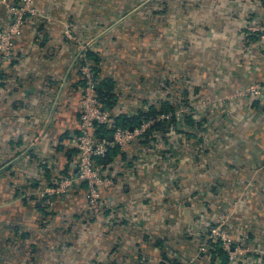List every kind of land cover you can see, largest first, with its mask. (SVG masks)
<instances>
[{"label":"crops","instance_id":"1","mask_svg":"<svg viewBox=\"0 0 264 264\" xmlns=\"http://www.w3.org/2000/svg\"><path fill=\"white\" fill-rule=\"evenodd\" d=\"M92 1L37 0L43 13L27 18L16 38V57L9 62L0 57V264H168L170 259L204 264L198 250L199 228L194 236H186L189 224L176 216L191 203L190 196L167 188L154 191L158 172L150 171L146 181L130 150L120 165L130 169L118 171V185L105 195L113 206L121 207L122 214H134L136 221L134 217L131 223L116 225L89 222L84 186L50 196L55 201L51 212L44 204L43 188L53 186L63 172L77 171V150L70 141L78 133L82 81L78 47L68 38L65 22L67 14L71 32L81 39L99 33L97 26L110 15L92 13L85 7ZM95 1L98 5L115 2ZM63 3L70 6L65 13L58 7ZM182 5L181 12L173 3L167 14L162 47L156 41V47L148 50L165 54L170 80L180 76L172 70L178 61L183 91L198 86L199 98L218 100L214 110L217 124L226 126L221 138L227 158L219 157L216 167L222 172L212 174V179L227 186L215 192L231 201L239 197L235 231L246 238L238 234V240H247L257 249L238 264H264V91L260 99H229L245 87L264 82V42L249 29L264 22V0H182ZM74 8L79 16L75 22ZM7 24L0 4V26ZM110 51L117 52L99 50L100 72L116 81L118 111H132L135 84L128 83L127 77L138 65L127 57L124 64L111 68ZM151 59L144 63L152 64L147 75L152 88H157L163 67L160 58ZM174 88L171 84L168 90Z\"/></svg>","mask_w":264,"mask_h":264},{"label":"built area","instance_id":"2","mask_svg":"<svg viewBox=\"0 0 264 264\" xmlns=\"http://www.w3.org/2000/svg\"><path fill=\"white\" fill-rule=\"evenodd\" d=\"M0 4L6 11L9 21V24H7L6 26H0V57L4 61L9 62L10 60H12V58L16 57V38L19 37V35L22 33V29L26 23L27 18L32 16H39L40 8L37 4V0H19L18 2L15 0H0ZM119 20L121 21L122 19ZM118 23L119 22H115V24ZM123 27L124 28L121 29V32L129 28L126 26ZM66 28L70 30L67 33L68 38L70 40H74L75 44L78 47L76 62L78 63L82 61L80 65L78 63L81 80L83 81L80 90V116L78 121L79 132L75 134V136H72L70 141V147L77 150V171L76 173H74V171L71 170L66 174H62L57 184L53 186L47 185L45 188H43L41 195L48 198L54 195H65L74 188L78 187L79 184L85 182L87 183L85 195L89 206L88 216L94 217L99 223L104 224L103 218L106 215V210L113 209L115 207L112 204V200L106 197L105 192L107 189L115 188L118 185V182L120 180L118 171H121L123 169H130L128 168V166L126 168L124 166H120L121 164H123L124 160L122 154L118 155V157L114 161H111L107 166L98 162L99 159L106 157L109 148L114 146H119L123 151L130 150L136 155V157L138 158L137 164H140V166L137 167L138 171L141 172V170H143V172L146 174V181H148L150 178V171L158 172L156 174L161 177H163L164 175L168 176L169 172H171L172 174L169 176H172L177 180V186H175V188L172 190L176 191V193L180 192L178 191L180 184L182 183L184 185V183L177 173V167H182V165L184 166L185 161H189L192 156L191 153L189 154V157L187 156L185 158L184 156H181V154H184L183 152L186 148L187 150L191 149L188 148L189 143H194L195 141H197V138H192L190 139V142H188L186 135L177 133L176 131L172 130L169 133H163L165 136H167L165 143H163L162 140L160 141V138H157L156 140L151 141V143L149 144L151 146H148L144 143L142 144L141 140L146 136V133L154 123L155 118L145 120L138 126H115V115L110 110L103 107V104L101 103L100 98L97 94L96 89L100 79L99 77H97V73L93 68V62L86 58L87 53L90 49L99 52V50H103L104 47L108 49L112 48L113 50H117V52L114 53L110 51L109 55H104L108 56V61L110 60L113 62V65L111 67L113 68L115 64L117 66L122 65V62L124 64L127 57H130L131 64H134L135 66L138 65L137 69L131 72V74H129L127 77V82L131 84L135 83V77H137V73H139L137 71L140 70L139 65L141 63H144L145 61L143 56L145 54L143 52H140L139 48H134L132 45H125L124 40H127L126 38L124 39L122 37H119L118 34L111 35L109 32H107L112 30H103L88 39H81L75 36L73 32H71L70 25H67ZM249 29L251 32H253V34H257L259 38L264 42V22L259 25H251ZM114 45L122 49L114 48ZM143 49L147 50V53H151L149 59H151L153 55V59H151V61L155 58L159 59V53H157V51H148L149 48ZM143 71L144 69L141 72ZM121 72L122 71H119L120 79L122 78ZM141 77L142 74L140 75V78ZM177 79L178 78L176 77V81ZM177 84L181 85L180 87H182L183 85L179 82ZM189 86L190 83L188 80V87ZM263 91L264 82H258L239 90L233 96L230 95L229 99H260L262 97ZM146 92L147 91L143 92L141 89H139L135 83L134 97L136 104H138L141 100L147 98ZM173 92L174 95H176V90H174ZM177 95L176 98L169 99L172 102L176 101L179 105L176 111V116H178L180 119L183 118L185 114L190 113H195L200 117L202 116V114H204L205 116L207 114V110H209L210 108L213 109L218 104V100L212 98H203L199 100L194 99L191 102L193 107H190V105H186L184 101L180 103L179 100L181 97L179 96V94ZM153 101H155V99ZM150 102H152L151 99ZM212 105L215 106L213 107ZM128 111L129 110H126L124 112ZM164 116L169 117L171 116V113L162 115V117ZM97 125H106L111 131L107 136H97L95 133ZM191 130H196L198 134L206 133L205 131H200L196 127ZM211 130L213 129L210 128L209 131ZM224 132H226L225 129ZM218 133L219 134L217 135V137H219L221 132L218 131ZM154 135H157V133L155 132ZM159 146H161V149L163 147H166L163 150V153L165 152V155H160V152L157 151V148ZM212 146L213 145H210L204 148L202 146V151L204 152V149H207L208 147L211 148ZM179 149H182L183 151L180 155H176V157H173L172 155H166L167 152L174 155V153H176ZM159 167L163 170H159ZM129 171L132 175L134 172V168L132 167ZM203 181H205L204 178ZM142 184L144 186V183ZM165 185L167 187V183H165ZM145 188L146 187L144 186V189ZM148 188L150 189V186ZM181 193L184 194L183 192ZM194 193L201 197L205 194V191L201 190L200 188V190ZM184 195L186 197V194ZM219 196L220 195H218L217 198ZM238 198L239 197L236 196L233 197L234 200L229 203L228 206H230L231 212H235L240 200H238ZM48 202L53 208L55 205L53 199L50 198ZM210 208L211 210L208 208L206 211L211 214V217H208L206 215L200 216L202 219L198 227L202 228L201 233L204 235L206 240L199 244V253L207 251L210 241H220L222 247L228 253L229 264H238L245 259H248L249 253L257 251L256 248H254L250 243L247 242V240L246 242L243 240H238V234L244 238L246 237L241 233H236L234 218L233 221L230 220L231 213L229 214L228 211H222L221 213L216 214V211H213L212 207ZM110 217L112 218V216ZM105 218L107 217L105 216ZM211 222H213V224H211ZM251 260L252 259L250 257L249 262Z\"/></svg>","mask_w":264,"mask_h":264},{"label":"rangeland","instance_id":"3","mask_svg":"<svg viewBox=\"0 0 264 264\" xmlns=\"http://www.w3.org/2000/svg\"><path fill=\"white\" fill-rule=\"evenodd\" d=\"M177 1L178 0H115V2L113 1L114 3L113 5H98V3L94 0L92 1V3L86 5L85 7L93 11L92 13L100 12L101 14L104 15L106 14L110 15L104 24L99 23V26H97L99 33L103 30H112L107 32H109L111 35L118 34L119 37L127 39L124 40L125 45H132L134 48L143 49V48L156 47V41L158 42L157 46L162 47V43L164 44V38L167 28L166 26L167 14L172 12L173 3L178 7L175 8L177 11L182 12L184 10L182 5V0L178 2ZM104 2H106V0H104ZM51 5L55 7L54 4ZM58 7L60 8L61 13H65L70 9V6L64 3L62 6H58ZM39 13H43V12H39ZM88 14H89V18H94L91 13ZM66 16L67 17H66L65 25L71 26L72 22L71 20H69V15L66 14ZM78 17L79 16L76 14V10L74 8V22H75V18L77 19ZM119 19L122 20L120 21ZM115 22H119V23L115 24ZM123 26L129 28L121 32V29L124 28ZM177 39L178 38L176 37L175 41H177ZM150 55H151L150 52L146 53L145 55H143L144 59L148 60ZM159 57L161 59L160 65L163 67L165 63V56L163 57L160 54ZM177 62L178 61H174L172 70L173 72H175V75L178 74L181 76V78L179 79V83L181 84L183 81L182 69L177 68L175 66ZM147 65L148 64L145 63H141L139 65L140 68L144 69V71L143 72L137 71L140 73H137V77H135L136 84H139L140 82V75L142 74L143 76L145 72L147 73L149 71L151 65L148 66ZM160 71L162 72L165 70L161 68ZM178 88L180 89V86H178L176 89ZM181 94H182V87H181V93L179 95L180 97L182 96ZM212 106L214 107L215 105ZM202 115L204 116V114ZM217 123L218 122H215V125L213 127L216 128L218 126ZM224 128H226V126H220L215 131L214 130L208 132L205 131L206 133L203 135L206 142L204 143L201 141L202 146L204 148L213 145V150L210 151L209 148H207L206 149L208 150L207 152L202 151L201 161H198L194 159V156H191L189 161H185L184 166L182 165V167L180 166L177 167L178 168L177 173L180 176L181 180L182 178H185L184 180H182L184 185L181 183L178 191H182L184 194H188V196H190L191 198V203L186 204L184 211H182L181 209L179 215H176L178 216V220L185 221L187 226L189 224V227H187L188 230L186 232V236L188 237L194 236L198 231L199 228L198 226L202 219L200 217L201 215H206L208 217H211V214L206 211L210 207L213 208V211H216V214L221 213L222 211H228L229 214L231 213L230 220L232 221L236 215V212H231L230 206L229 208H227V205H229L231 201L230 197H228L229 199L223 196H219L217 198L218 194L215 192L216 189L221 188L220 185L227 186L226 183H217L216 179H212V174H214L215 172L221 174L222 172V170L219 171V169H217L216 167L217 160H220V158H223L225 160L227 158V156L224 155L225 153H222L226 143L224 144L221 141H216L215 139L219 134L218 131L221 132L219 137H221L223 134L225 135ZM193 146L194 145H192V143H189L188 148L191 149L187 150L186 148L185 151L183 152L184 154H181L183 151L181 149L182 150V151L180 150L181 156H184L185 158L187 156L189 157V154H191ZM165 148L166 147H163L161 149L160 154ZM206 163L210 164V166H206ZM159 170H163V169L159 167ZM171 174L172 173L169 172L168 176L165 175L163 176V174H162L163 177L159 176L158 186L154 189V191L159 190L160 192L161 190L160 188H162L163 189L162 191L164 192L166 191L165 188H167L168 191L174 189L175 186H177V180L174 177L169 176ZM189 177H192V180L189 179ZM203 178L205 179V181H203ZM165 183H167V187ZM200 188L201 190L205 191V194L201 197H199L196 193H194L200 190ZM168 194H170V192H168ZM177 195H182V193L178 192ZM193 201L199 203L201 207H199V204H195V206H193L194 204ZM176 206L178 207L179 205ZM199 208L202 210L201 213L198 211ZM137 219L138 218H135V221Z\"/></svg>","mask_w":264,"mask_h":264},{"label":"trees","instance_id":"4","mask_svg":"<svg viewBox=\"0 0 264 264\" xmlns=\"http://www.w3.org/2000/svg\"><path fill=\"white\" fill-rule=\"evenodd\" d=\"M161 52H159V55L161 54V56L164 57L165 55H163V52L162 53ZM86 58L93 62V68L97 73L96 74L97 77H99L100 79V81L98 82L97 89H96L97 94L100 98L101 103L103 104V107L105 109L110 110L115 115V123H114L115 126H122V127L138 126L145 120L155 118V121L150 127V129L148 130V132L146 133V136L141 140L142 144L144 143L148 146H151L149 145L151 141L156 140L157 138H160V141L162 140L163 143H165L167 136H165L163 133L165 132L169 133L170 131L173 130V131H176L177 133L186 135L188 142H190V139L192 138H197V141L192 143V145L194 146H193L191 153H192V156H194V159L198 161L202 160L201 154H202L203 148H202L201 141L205 142L203 138V134H198L196 130L192 131L191 129H194V127L199 129L200 131H207V130L209 131L210 128L212 129L214 128L213 129L214 131L218 129L220 127V124H218L216 128L213 127L215 125V122H217L215 110L214 108L213 109L210 108L209 110L206 111L207 114L205 116L202 115L201 117L197 116L195 113L185 114L184 117L181 119L178 116H176V111L179 105L177 104L176 101L172 102L169 98H176L177 94L180 95L181 87L180 89L179 88L176 89V84L179 82V79L181 78V76L177 77L178 78L177 81L168 79L166 75L167 74L166 62L164 63V66L162 68L165 71H162L160 73L158 87L152 88L150 76L147 75V73L151 74V71H152L151 70L152 66H151L149 71L140 78V83H139V85H143V87L139 89H141L143 92L147 91L146 92L147 98L144 100L140 99L141 101L138 104H136L134 101V105H136L134 110L128 111V112H124L120 110L121 111L120 112L116 108L119 105L120 97L118 95H120L119 94L120 91L116 90V81L113 77L104 78L103 74H101L100 72L101 58L99 56V52L90 49L87 53ZM81 62L82 61L78 62L79 65ZM82 84H83V81H82ZM171 84H174L175 86L174 90H176L175 92L176 95H174L173 91L168 90ZM134 89L135 88H133L132 90L134 91ZM199 91H200V87L198 86H195L192 89L186 88L184 89V91L182 90V94H181L182 96L179 102L181 103L182 101H184L186 105H190V107H193L191 102L194 99L195 100L201 99L198 97L200 93ZM133 96H134V93H133ZM150 99L152 100V102H150ZM154 99L155 101H153ZM168 113H171V116L162 117V115H167ZM110 131L111 130L106 125H97V129L95 133L97 136L102 137V136H107ZM155 132L157 133V135H154ZM216 141H221L222 143H224L221 137H216ZM208 148L210 151L213 150V146L211 148L210 147ZM180 150L181 149H179L176 153H174V155L168 152L166 153V155H170V156L172 155L173 157L174 156L176 157V155L180 154ZM157 151L158 152L161 151V146L157 148ZM207 151L208 150L204 149V152H207ZM164 153L162 151L160 155H165ZM120 154H122L125 160V155L127 154V152L123 151L119 146L110 147L106 157L99 159L98 162L107 166L111 161H114ZM206 166H210V164L206 163ZM66 173L67 172H63L62 174H66ZM57 182H55V184H57ZM83 186H84V189L86 190L87 183L85 182L79 184L78 187H83ZM220 187H224V185H220ZM43 198H44L45 206L49 207L48 210L51 212L53 208L48 202L50 198L46 196H43ZM53 202L55 201L53 200ZM209 209L211 210V208ZM105 213H106L105 216L107 218H105L104 216L103 218L104 224L112 223L116 225L120 223L123 224V222L131 223V221H133L135 217V215L131 214V212H126L125 214H122L123 211L121 210V207H118V208L114 207L113 209H108L106 210ZM88 214H89V208H88ZM110 216H112V218ZM88 221L91 223L98 222L94 217H88ZM211 224H213V222H211ZM110 230L107 233H109ZM199 231H200V235H199L198 242L200 244L201 242L205 241L206 238L201 233L202 228H199ZM199 255L202 258V261L204 262V264H229L228 253L222 247V244L220 241H217V242L210 241L207 251L201 252ZM109 264H118V263L117 261H112ZM168 264H185V263L177 259H175L174 261L170 259Z\"/></svg>","mask_w":264,"mask_h":264}]
</instances>
